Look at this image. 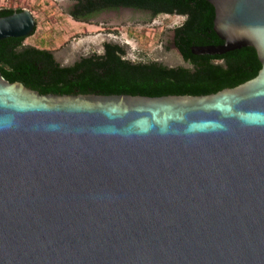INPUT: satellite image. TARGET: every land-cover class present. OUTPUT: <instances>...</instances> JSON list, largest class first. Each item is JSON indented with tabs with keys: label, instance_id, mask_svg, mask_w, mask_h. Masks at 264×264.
Wrapping results in <instances>:
<instances>
[{
	"label": "water",
	"instance_id": "water-1",
	"mask_svg": "<svg viewBox=\"0 0 264 264\" xmlns=\"http://www.w3.org/2000/svg\"><path fill=\"white\" fill-rule=\"evenodd\" d=\"M253 78L206 95L40 94L0 73V264H264V0H205ZM29 9L0 16L27 37Z\"/></svg>",
	"mask_w": 264,
	"mask_h": 264
},
{
	"label": "trees",
	"instance_id": "trees-1",
	"mask_svg": "<svg viewBox=\"0 0 264 264\" xmlns=\"http://www.w3.org/2000/svg\"><path fill=\"white\" fill-rule=\"evenodd\" d=\"M74 17L88 18L101 0H74ZM111 2L113 0H103ZM153 14L185 15L175 38L190 67H167L155 61H132L116 44L105 43L101 54L81 57L70 66H60L51 52L23 45L26 37L0 40V73L9 82H21L40 94L95 95H206L234 87L256 76L261 65L252 47L221 55H193L191 44H220L213 31V7L205 0H115ZM22 9L1 8L0 16ZM87 12H82V11ZM92 12V13H91ZM35 31L30 34L32 35ZM29 35V36H30ZM220 61V62H219Z\"/></svg>",
	"mask_w": 264,
	"mask_h": 264
},
{
	"label": "rangeland",
	"instance_id": "rangeland-1",
	"mask_svg": "<svg viewBox=\"0 0 264 264\" xmlns=\"http://www.w3.org/2000/svg\"><path fill=\"white\" fill-rule=\"evenodd\" d=\"M70 6L67 0H0V8L32 12L35 31L23 43L52 50L60 64H70L93 52L100 53L106 42L123 47L125 57L132 61H158L168 66L182 64L169 39L173 26L180 20L177 16L160 15L138 22L122 12L79 22L69 15Z\"/></svg>",
	"mask_w": 264,
	"mask_h": 264
},
{
	"label": "flooded vegetation",
	"instance_id": "flooded-vegetation-1",
	"mask_svg": "<svg viewBox=\"0 0 264 264\" xmlns=\"http://www.w3.org/2000/svg\"><path fill=\"white\" fill-rule=\"evenodd\" d=\"M71 6L69 7L68 9V12H69V15L74 19V20H77L79 22H89L92 20V18L94 16H105L106 14H110V13H124V14H130L129 17H134L136 18L135 20H138V22H145V21H149L153 18H156L160 15H170V16H177L180 20L173 26V29L171 31V35L169 37L170 39V46L177 52V54L180 56L181 58V61H182V64L181 65H175V66H168L166 65L165 63H162V62H158V61H155L157 63H160L161 65H164V66H167V67H184V68H188L190 67L189 65V59L185 58L184 57V54L182 53L179 45L177 44V39L175 38V30L181 26H183V24L185 23V20H186V16L185 15H180V14H168V13H164V12H159V13H156V14H153V11L149 8H145V7H142V8H137V7H133V6H129V5H124V4H121V3H118L116 2L115 0L111 1V2H108V1H103L101 0V3L99 4V7L96 8L95 10H92L93 13H95V15L93 16H90L86 19L84 18H78V17H74V14H77V12H79V10L77 9V7H75V4H76V1L74 0H67ZM1 9V8H0ZM82 11V10H81ZM82 12H87V11H82ZM91 12V13H92ZM134 23V22H133ZM106 43H109V42H106ZM105 44V43H104ZM104 44L102 45V51L104 49ZM23 45H25L23 43ZM117 45V44H116ZM192 45V44H191ZM120 46V45H118ZM121 47V46H120ZM123 48V47H121ZM41 49V48H40ZM124 49V48H123ZM48 51L51 52V55L53 57V59L60 65V66H70L72 65L75 61L79 60L81 57H84V56H88L90 54H87V55H83L81 57H79L77 60L71 62L70 64H66V65H63V64H60L56 57H55V54L54 52H52V50L50 49H46ZM125 50V49H124ZM102 51L100 53H91V54H101ZM191 52V51H190ZM125 55H126V52H125ZM207 56H212V55H207ZM220 62V61H219Z\"/></svg>",
	"mask_w": 264,
	"mask_h": 264
}]
</instances>
